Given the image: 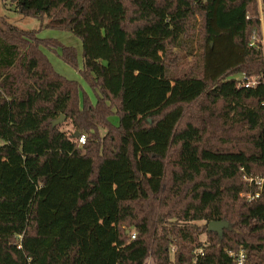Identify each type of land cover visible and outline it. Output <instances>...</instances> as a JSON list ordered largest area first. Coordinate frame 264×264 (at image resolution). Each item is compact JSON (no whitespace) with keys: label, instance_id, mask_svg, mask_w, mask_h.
Instances as JSON below:
<instances>
[{"label":"trees","instance_id":"1","mask_svg":"<svg viewBox=\"0 0 264 264\" xmlns=\"http://www.w3.org/2000/svg\"><path fill=\"white\" fill-rule=\"evenodd\" d=\"M3 1L81 39L95 99L0 15V264H264L259 0Z\"/></svg>","mask_w":264,"mask_h":264},{"label":"rangeland","instance_id":"2","mask_svg":"<svg viewBox=\"0 0 264 264\" xmlns=\"http://www.w3.org/2000/svg\"><path fill=\"white\" fill-rule=\"evenodd\" d=\"M259 6H260V16H261L262 31H263L262 40H264V15H263L264 5L262 1H259ZM0 15L5 16L10 23L18 26L21 29L38 30L39 36L42 38H56L62 44L75 47L77 49V55H78L77 67H73L72 65L66 63L59 55L55 54L54 52L49 50H45V51L50 61L52 62L54 68L59 73H61L68 79L78 81L81 84L82 88L88 92L91 99L93 100L95 99V93L93 92L92 88L88 85V83L85 81V79L83 78L80 72V69H82L83 67V47H82V41L78 36L65 29L46 27L43 25L42 20H40L39 18L21 15L15 10L14 5L13 3H11V1L5 3L3 0H0ZM198 46L196 45V47ZM192 62H193L192 57L186 58L184 60V67H187ZM242 75L243 74L240 73L239 75L236 76L239 79H241ZM114 121H117V118H114ZM63 124H64L63 129L68 130L69 132H73V126L70 123H63Z\"/></svg>","mask_w":264,"mask_h":264},{"label":"built area","instance_id":"3","mask_svg":"<svg viewBox=\"0 0 264 264\" xmlns=\"http://www.w3.org/2000/svg\"><path fill=\"white\" fill-rule=\"evenodd\" d=\"M257 37L254 35L252 36V40L250 42V45H256L257 44ZM262 44L264 47V40H262ZM258 77H247L245 74L242 75V82L245 86H255L258 82ZM77 142L79 145H83L86 142V135L82 134L79 137H77ZM249 182L255 184L258 186L259 190L263 187L264 185V176H250L248 178ZM242 196H246L249 200L253 199L254 197L259 196V192L256 193L255 196H252L250 193H242ZM135 233L132 234V238H135ZM175 251V248H172V252ZM229 255L232 257V262L233 264H249L248 259H247V254L244 249H240L239 251H228ZM205 254V249L204 247H199L196 252L194 257L192 258V261L187 264H201L202 262V257Z\"/></svg>","mask_w":264,"mask_h":264},{"label":"water","instance_id":"4","mask_svg":"<svg viewBox=\"0 0 264 264\" xmlns=\"http://www.w3.org/2000/svg\"><path fill=\"white\" fill-rule=\"evenodd\" d=\"M65 120V116L62 115L59 119L55 121L56 124H59ZM80 136V133L76 131L73 135V137L77 138ZM222 228V223L220 221H212L209 225V230L212 231H219Z\"/></svg>","mask_w":264,"mask_h":264},{"label":"crops","instance_id":"5","mask_svg":"<svg viewBox=\"0 0 264 264\" xmlns=\"http://www.w3.org/2000/svg\"><path fill=\"white\" fill-rule=\"evenodd\" d=\"M259 1H261V0H259Z\"/></svg>","mask_w":264,"mask_h":264}]
</instances>
